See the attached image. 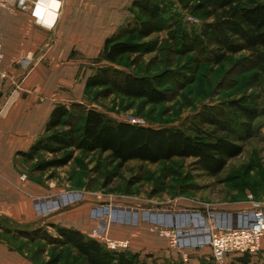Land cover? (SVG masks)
I'll use <instances>...</instances> for the list:
<instances>
[{"label":"trees","instance_id":"trees-1","mask_svg":"<svg viewBox=\"0 0 264 264\" xmlns=\"http://www.w3.org/2000/svg\"><path fill=\"white\" fill-rule=\"evenodd\" d=\"M245 1L177 0L183 10L201 20L200 26L174 35L176 55L191 57L178 70L150 76L129 73L115 65L126 56L157 51V41L146 40L154 34L173 31L178 14L172 12L170 0H135L132 20L107 38L98 57L92 60L96 68L86 80L85 91H95L97 99L118 94L142 99L147 104H164L195 82L203 64L219 65L242 52L251 56L254 79L264 83V1L244 5ZM263 115L264 110L248 96L204 105L186 123L160 127L118 121L78 103L57 104L42 137L28 152L19 155L27 162L38 161L32 172L64 168L73 161L75 152L81 151L110 153L120 165L131 161L158 164L176 158L194 159L199 169L216 177L229 161L242 155L245 142L257 136L255 122ZM42 154L53 158L38 160ZM50 226L55 236L43 228L14 233L9 228L5 232L31 243L42 240L48 245L70 248L75 254L73 264H159L129 250H109L73 227ZM61 259L55 255L46 264H60ZM242 261L248 264L250 258Z\"/></svg>","mask_w":264,"mask_h":264},{"label":"rangeland","instance_id":"rangeland-1","mask_svg":"<svg viewBox=\"0 0 264 264\" xmlns=\"http://www.w3.org/2000/svg\"><path fill=\"white\" fill-rule=\"evenodd\" d=\"M257 1L264 0H246L244 5ZM170 3L172 12L178 14V24L173 31L157 33L146 40L157 41L158 50L145 56H126L115 65L117 68L137 75L152 76L166 70H178L187 63L191 56L179 57L174 51V35L177 36L182 29L200 26L201 20L183 10L177 0H170ZM132 4L127 8L128 18L122 26L134 17ZM103 46L104 43H100L98 48ZM250 57L248 52H242L229 56L219 65L203 64L195 82L177 91L168 103L147 104L142 99H128L118 94L108 99H97L95 91L91 93L85 90L81 92L80 100L73 103L97 109L118 121H127V117L132 116L144 121V126L148 127L178 126L186 123L204 105L243 96L253 98L264 110V83L254 79L255 71ZM93 67L96 68L92 60L83 62V80L93 74ZM255 126L258 128L257 136L245 142L242 155L229 161L225 170L216 177L199 169L194 159L176 158L158 164L131 161L120 165L110 157V153L81 151L75 152L68 166L47 172H32L38 161L19 159L23 169L20 176L24 174L35 178L47 189L82 195V202L86 201V196L94 198L96 203L93 211H100L101 220L104 221H108V207L111 205L139 211L197 210L203 213L209 210L241 212L257 207L264 209V115L255 122ZM52 158L49 154H42L38 160ZM79 202L69 205L66 210L77 206L75 204ZM0 226H7L11 232L17 228H43L51 235H56L45 220L25 226L0 216ZM0 236L16 249L26 252L34 264H46L55 255L62 257L60 264H73L75 259L70 248L48 245L42 240L31 243L3 230ZM259 255L257 259L251 260V264H264V257ZM169 262L164 260L160 264Z\"/></svg>","mask_w":264,"mask_h":264},{"label":"crops","instance_id":"crops-1","mask_svg":"<svg viewBox=\"0 0 264 264\" xmlns=\"http://www.w3.org/2000/svg\"><path fill=\"white\" fill-rule=\"evenodd\" d=\"M134 1L48 0L44 9L39 10L44 19L41 24L32 15L36 0H29V11H22L17 0H0V46L3 67L8 73L0 97V216L25 226L45 220L49 225L73 227L93 238V230L99 226L92 217L95 199L86 196V201L73 208L39 216L36 199L47 200L66 192L47 189L28 176L21 181L23 169L19 154L28 152L42 137L57 104L70 105L80 100L86 84L82 79L83 62L98 57L102 50L99 44H105L115 33L113 30L126 22L127 8ZM26 57L32 58L27 69L20 65ZM146 218L140 217L133 224L112 222L108 224V236L128 240L130 252L149 256L159 264L164 260L170 264H216L209 247L172 248L167 239L149 231L150 222ZM6 229L7 226H0V231ZM259 254L264 257V238ZM258 255H229L223 264H243L245 258H250L248 264H251ZM0 264L34 263L26 252L17 250L0 236Z\"/></svg>","mask_w":264,"mask_h":264},{"label":"built area","instance_id":"built-area-1","mask_svg":"<svg viewBox=\"0 0 264 264\" xmlns=\"http://www.w3.org/2000/svg\"><path fill=\"white\" fill-rule=\"evenodd\" d=\"M48 0H36L32 8V15L37 22L43 24V17L39 14L44 9ZM53 1V0H51ZM17 6L22 11H29V0H17ZM61 4L59 3L58 11ZM32 58L26 57L20 61V65L27 69L31 65ZM4 55L0 46V93L8 79V73L3 67ZM131 124L143 125L144 121L132 116L127 117ZM26 175L21 176L25 181ZM74 192H66L49 199H36L35 208L39 216H49L69 205L82 200V195ZM78 197V198H77ZM77 198V199H76ZM108 221L101 220L99 211H92V217L100 220L99 226L93 230V238L102 242L107 249L112 251H125L129 249L128 240H115L108 236V224L112 222L133 224L137 219L149 220L150 231L161 238L168 240L172 248L187 249L209 247L212 260L216 264H223L226 257L236 255L239 257H252L261 251L264 238V209L257 207L253 210L228 213L223 210H209L208 212L188 210L153 211L128 209L117 206L108 207ZM184 256H187L184 254Z\"/></svg>","mask_w":264,"mask_h":264},{"label":"water","instance_id":"water-1","mask_svg":"<svg viewBox=\"0 0 264 264\" xmlns=\"http://www.w3.org/2000/svg\"><path fill=\"white\" fill-rule=\"evenodd\" d=\"M0 97H1V93H0Z\"/></svg>","mask_w":264,"mask_h":264}]
</instances>
